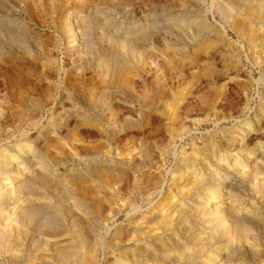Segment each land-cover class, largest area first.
<instances>
[{
  "label": "rangeland",
  "instance_id": "obj_1",
  "mask_svg": "<svg viewBox=\"0 0 264 264\" xmlns=\"http://www.w3.org/2000/svg\"><path fill=\"white\" fill-rule=\"evenodd\" d=\"M241 6L0 0V264H264V0Z\"/></svg>",
  "mask_w": 264,
  "mask_h": 264
},
{
  "label": "bare ground",
  "instance_id": "obj_2",
  "mask_svg": "<svg viewBox=\"0 0 264 264\" xmlns=\"http://www.w3.org/2000/svg\"><path fill=\"white\" fill-rule=\"evenodd\" d=\"M198 1H201V0H198ZM217 4H218V11L219 12H221L225 17H236L237 18V16H240L241 14H243V13H241V11H242V6H241V4H243V0H214ZM249 1H251V0H249ZM259 1V0H258ZM260 4V3H259ZM263 6V5H262ZM264 14V13H263ZM247 24L248 25H250L251 24V22H250V20H247ZM14 34V33H13ZM144 36V35H143ZM115 53V52H114ZM207 144H208V142H207ZM211 145V144H210ZM204 146V145H203ZM210 149V148H209ZM205 150V149H204ZM207 150H208V148H207ZM262 151V150H261ZM4 154V153H3ZM205 154V153H204ZM193 156V155H192ZM6 157V156H5ZM263 157V156H262ZM4 158V157H3ZM8 158V157H7ZM220 158V157H219ZM203 159V158H202ZM5 160H6V158H5ZM85 160V159H84ZM199 160V159H198ZM201 161V160H200ZM199 161V163L197 162V158H196V160H194L193 158H189V159H185V161L183 160L182 162V166L185 168V178H187V182L188 181H191L190 182V184H192V186H193V188H194V186H196V185H198L199 183H201L202 182V180H203V182H204V179H203V176H204V172L203 173H197V169H196V167L198 168V165L202 162H200ZM204 162H205V160H203ZM211 161V160H210ZM218 161V160H217ZM201 163L200 165L203 167V166H205L206 165V162L205 163ZM90 164H92L93 165V167L94 168H98L97 167V165L99 164V162H98V164H97V162H96V159L95 158H91V162H90ZM84 165V164H83ZM91 165V166H92ZM208 165V164H207ZM92 167V168H93ZM210 167V166H209ZM184 168L182 169V170H184ZM89 169H91V168H89ZM221 169V168H220ZM198 170H199V168H198ZM200 171V170H199ZM216 171H218V170H216ZM100 173V172H99ZM209 173V172H208ZM231 173H233V172H231ZM244 173H246V171H242L241 172V174L242 175H244ZM250 173V172H249ZM186 174H187V176L188 177H186ZM227 174V173H226ZM234 174V173H233ZM232 175V174H231ZM236 174H234V176H227V177H225L223 180H221V178L219 177L220 176V174H219V176H217V174H216V177H214V173H213V171L211 170V172H210V174H208V177H209V183L210 184H214L215 182H218V183H223V185H228V187H234L235 188V185L236 186H241V184H242V175H238L237 174V176H235ZM184 177V176H183ZM206 177H207V174H206ZM208 178H206L205 180H207ZM70 180V179H69ZM245 180V179H244ZM206 182V181H205ZM208 182V181H207ZM81 183V182H80ZM226 183V184H225ZM202 184V183H201ZM217 184V183H216ZM208 185V184H207ZM204 186V185H203ZM206 186V185H205ZM188 187V186H187ZM197 187V186H196ZM223 187V186H222ZM221 187V188H222ZM95 188V187H94ZM241 188V187H240ZM188 189V188H187ZM191 189V188H190ZM237 189V188H236ZM194 190H196V189H194ZM193 190V191H194ZM180 191V190H179ZM182 191V190H181ZM189 191H192V190H189ZM202 191V190H201ZM186 192V191H185ZM199 192V191H198ZM181 193V192H180ZM190 193V192H189ZM201 193V192H200ZM188 193L186 192V195H187ZM188 196V195H187ZM191 196V195H190ZM201 196V195H200ZM182 197H183V195H182ZM189 197V196H188ZM199 197V196H198ZM202 197V196H201ZM212 197V196H211ZM174 198V197H173ZM200 198V197H199ZM2 199V198H1ZM172 199V198H171ZM169 200V199H168ZM201 200V199H200ZM199 200V201H200ZM206 200V199H205ZM176 202V201H175ZM99 204V203H98ZM172 204V203H171ZM170 204V205H171ZM200 204H202V203H198L196 206H185V207H183V208H179L180 209V211H179V213H178V215H177V218L175 219V220H177V223H178V231L180 230H186V232H188V234H186V235H188L189 237L190 236H192L191 237V239H188L190 242H191V240H195L197 237H199L200 235H199V233L200 232H198L200 229H197L196 228V226H195V222L197 223V220H196V218L199 216V215H201L203 212H202V210L204 211V209L206 208L205 206H204V209H202L201 211H200V208H199V206H200ZM177 205V204H176ZM202 205H205V204H202ZM181 206V205H180ZM179 207V206H178ZM178 207H176V208H178ZM168 209V208H167ZM36 210V209H35ZM161 210V209H160ZM166 210V209H165ZM235 210V209H234ZM164 211V210H163ZM172 211H174V210H172ZM154 212H156V211H154ZM206 212V211H205ZM161 213H162V211H161ZM163 214V213H162ZM177 214V213H176ZM32 215V214H31ZM149 215H151V214H149ZM168 215V214H167ZM152 216V215H151ZM163 216V215H162ZM161 216V217H162ZM165 217H162V219L159 221V224L161 225V227L163 226H168L169 225V217H166V215H164ZM169 216V215H168ZM171 216V215H170ZM203 216V215H202ZM174 217V216H173ZM234 217V216H233ZM149 218V217H148ZM154 218V217H153ZM237 218V217H236ZM29 219H30V217H29ZM160 219V218H159ZM202 219V218H201ZM203 220V219H202ZM246 220V219H245ZM225 221V220H224ZM238 221V220H237ZM236 221V222H237ZM153 222H154V220H153ZM171 222V221H170ZM172 222H174V221H172ZM146 223V222H145ZM158 222H156V224H157ZM225 223L226 222H224V225H225ZM158 225V224H157ZM171 225V224H170ZM170 225H169V227H170ZM141 226H142V224H141ZM209 226V225H208ZM207 226V227H208ZM210 227V226H209ZM160 228V227H159ZM174 228V227H173ZM237 228V227H236ZM141 229V228H140ZM154 229V227L153 226H148V227H146V228H142L141 229V231L139 232V233H141V234H143V237H144V235L145 234H152L150 231L151 230H153ZM158 228H156V230H157ZM164 229V228H163ZM167 229H169L168 227H167ZM172 229V228H171ZM202 229V228H201ZM138 230V229H137ZM176 230V229H175ZM139 231V230H138ZM155 231V230H154ZM170 231V230H169ZM150 232V233H149ZM162 232V231H161ZM175 232V231H174ZM173 232V233H174ZM198 232V233H197ZM163 233V232H162ZM165 233V232H164ZM179 233V232H178ZM182 233V235L185 233V232H181ZM209 233V232H208ZM158 234V233H157ZM163 235V234H162ZM208 235H210V234H208ZM148 236V235H147ZM175 236H176V234H175ZM184 236V235H183ZM163 237V236H162ZM169 238H173L174 239V236H172V235H169L168 236ZM213 237V236H212ZM145 238V237H144ZM168 238V239H169ZM177 238V237H176ZM179 238V237H178ZM200 238V237H199ZM214 238V237H213ZM180 239V238H179ZM175 240V239H174ZM183 240V239H182ZM211 240V239H210ZM153 241V240H152ZM151 241V243L150 242H148L147 244L148 245H150V247L152 248L153 247V244H155V243H157V245H158V248H160V252H161V254L165 257V259H167L166 257H167V255L169 256V254H168V252H167V249H168V247L169 246H167L168 244V242H166V240L165 239H163V238H159V237H157L156 236V239L152 242ZM176 241V240H175ZM196 241H198V239L196 240ZM155 242V243H154ZM172 242H174V241H172ZM185 242V241H184ZM144 243V242H143ZM179 244V243H178ZM177 245V244H176ZM179 246V245H178ZM191 246V245H190ZM173 247V246H172ZM154 248V247H153ZM179 248H181V246L179 247ZM184 248H186V247H184ZM155 250V249H154ZM169 250V249H168ZM172 250V249H171ZM177 250V249H176ZM189 251H190V249H188ZM151 251H153V250H151ZM155 251H158L157 249L155 250ZM181 251V250H180ZM186 251V250H185ZM138 252H140V251H138ZM143 252V251H142ZM154 252V251H153ZM132 253V252H131ZM156 254H157V252H155ZM170 253V252H169ZM173 253V252H172ZM192 253V252H191ZM195 253V252H194ZM144 254V253H143ZM152 254V253H151ZM190 254V253H189ZM140 255V254H139ZM172 255V254H171ZM192 255H193V253H192ZM230 255V254H229ZM157 256V255H156ZM181 256H182V253H181ZM131 257V256H130ZM153 257V256H152ZM158 257V256H157ZM164 257H163V259H164ZM170 257V256H169ZM193 257V256H192ZM227 257V256H226ZM127 258V257H126ZM174 258H175V256H174ZM229 258V257H228ZM162 259V260H163ZM164 259V260H165ZM176 259V258H175ZM157 260H158V258H157ZM157 260H155V261H157ZM172 260V259H171ZM154 261V262H155ZM167 261V260H166ZM146 262V261H145ZM152 264V263H151ZM159 264V263H158ZM160 264H162V263H160Z\"/></svg>",
  "mask_w": 264,
  "mask_h": 264
}]
</instances>
